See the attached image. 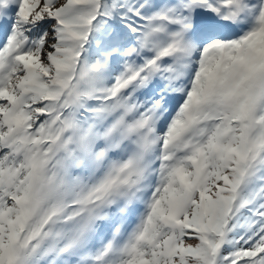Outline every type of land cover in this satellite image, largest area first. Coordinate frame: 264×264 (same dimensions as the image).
<instances>
[{
  "label": "snow or ice",
  "instance_id": "1",
  "mask_svg": "<svg viewBox=\"0 0 264 264\" xmlns=\"http://www.w3.org/2000/svg\"><path fill=\"white\" fill-rule=\"evenodd\" d=\"M0 264H264V0H0Z\"/></svg>",
  "mask_w": 264,
  "mask_h": 264
}]
</instances>
